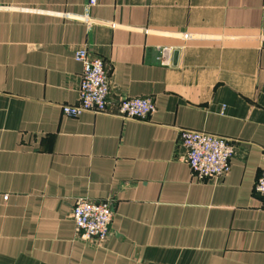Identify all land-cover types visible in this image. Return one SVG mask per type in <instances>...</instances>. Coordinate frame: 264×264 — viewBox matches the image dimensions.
Returning <instances> with one entry per match:
<instances>
[{"label":"crops","instance_id":"1","mask_svg":"<svg viewBox=\"0 0 264 264\" xmlns=\"http://www.w3.org/2000/svg\"><path fill=\"white\" fill-rule=\"evenodd\" d=\"M81 46L112 109L156 112L64 114ZM183 129L230 139L229 173L195 178ZM263 169L264 0H0V264H264ZM81 196L111 203L105 240L76 230Z\"/></svg>","mask_w":264,"mask_h":264},{"label":"built area","instance_id":"2","mask_svg":"<svg viewBox=\"0 0 264 264\" xmlns=\"http://www.w3.org/2000/svg\"><path fill=\"white\" fill-rule=\"evenodd\" d=\"M96 0H89V5ZM84 20L89 22V16ZM174 50L165 47L161 52L163 64L173 65ZM74 57L83 65L79 81V97L74 104H63L62 111L69 116H78L84 112L112 113L124 119H147L152 116L157 106L152 97H125L111 108L110 77L105 60L90 53L81 46L74 51ZM180 141L185 148V161L192 175L198 180L222 177L231 170V160L235 154V146L227 137L213 133L183 129ZM256 192L264 196V169L260 172ZM72 217L76 230L85 239L103 241L111 233L114 212L109 201L93 200L88 197H77L73 204Z\"/></svg>","mask_w":264,"mask_h":264}]
</instances>
